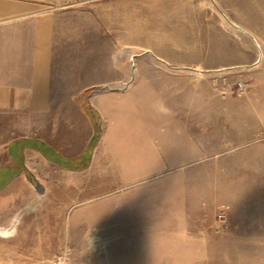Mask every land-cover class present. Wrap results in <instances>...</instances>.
Wrapping results in <instances>:
<instances>
[{"label": "crops", "instance_id": "1", "mask_svg": "<svg viewBox=\"0 0 264 264\" xmlns=\"http://www.w3.org/2000/svg\"><path fill=\"white\" fill-rule=\"evenodd\" d=\"M59 257L264 264V0H0V264Z\"/></svg>", "mask_w": 264, "mask_h": 264}, {"label": "built area", "instance_id": "2", "mask_svg": "<svg viewBox=\"0 0 264 264\" xmlns=\"http://www.w3.org/2000/svg\"><path fill=\"white\" fill-rule=\"evenodd\" d=\"M245 90H246V84H242V83L238 82L237 85H236V89L233 92H236V93L240 94V93H244ZM53 264H69V263H67L63 259H58Z\"/></svg>", "mask_w": 264, "mask_h": 264}, {"label": "rangeland", "instance_id": "3", "mask_svg": "<svg viewBox=\"0 0 264 264\" xmlns=\"http://www.w3.org/2000/svg\"><path fill=\"white\" fill-rule=\"evenodd\" d=\"M12 117H13V116H12ZM15 118H16V116H15ZM13 133H14V135H15V134H16V130H14ZM8 139H9V137L6 138V140H8ZM58 259H63V260H65L67 263H69V261L66 260V259H64L63 257H59ZM58 259H56V260H58ZM56 260H55V261H56ZM55 261H54V262H55ZM54 262H53V263H54Z\"/></svg>", "mask_w": 264, "mask_h": 264}, {"label": "trees", "instance_id": "4", "mask_svg": "<svg viewBox=\"0 0 264 264\" xmlns=\"http://www.w3.org/2000/svg\"><path fill=\"white\" fill-rule=\"evenodd\" d=\"M96 140H97V136L95 135V137H94V140H93V141H94V142H96Z\"/></svg>", "mask_w": 264, "mask_h": 264}, {"label": "water", "instance_id": "5", "mask_svg": "<svg viewBox=\"0 0 264 264\" xmlns=\"http://www.w3.org/2000/svg\"><path fill=\"white\" fill-rule=\"evenodd\" d=\"M35 187L37 188V185H35Z\"/></svg>", "mask_w": 264, "mask_h": 264}]
</instances>
